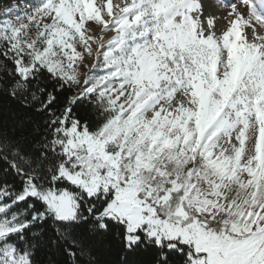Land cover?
<instances>
[{
	"label": "snow or ice",
	"instance_id": "obj_1",
	"mask_svg": "<svg viewBox=\"0 0 264 264\" xmlns=\"http://www.w3.org/2000/svg\"><path fill=\"white\" fill-rule=\"evenodd\" d=\"M0 264H264V0L4 3Z\"/></svg>",
	"mask_w": 264,
	"mask_h": 264
},
{
	"label": "rangeland",
	"instance_id": "obj_2",
	"mask_svg": "<svg viewBox=\"0 0 264 264\" xmlns=\"http://www.w3.org/2000/svg\"><path fill=\"white\" fill-rule=\"evenodd\" d=\"M15 2H16V0H0V8H2L4 3L12 4V3H15Z\"/></svg>",
	"mask_w": 264,
	"mask_h": 264
}]
</instances>
